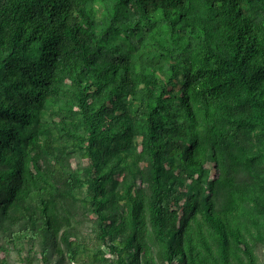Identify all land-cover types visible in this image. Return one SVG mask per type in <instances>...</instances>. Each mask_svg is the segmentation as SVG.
Segmentation results:
<instances>
[{
    "label": "trees",
    "instance_id": "1",
    "mask_svg": "<svg viewBox=\"0 0 264 264\" xmlns=\"http://www.w3.org/2000/svg\"><path fill=\"white\" fill-rule=\"evenodd\" d=\"M0 264H264V0H0Z\"/></svg>",
    "mask_w": 264,
    "mask_h": 264
}]
</instances>
